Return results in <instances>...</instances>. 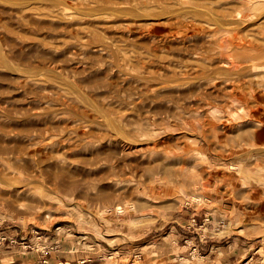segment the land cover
Returning a JSON list of instances; mask_svg holds the SVG:
<instances>
[{"label": "rangeland", "instance_id": "374dc122", "mask_svg": "<svg viewBox=\"0 0 264 264\" xmlns=\"http://www.w3.org/2000/svg\"><path fill=\"white\" fill-rule=\"evenodd\" d=\"M115 1L128 10L143 5L150 12H160L166 6L173 14L181 13L179 20L170 18L162 36L178 47L199 40L202 48L196 57L202 67L210 58L216 59L227 27L261 23L249 32L257 50L237 54L235 48L224 59L229 62L225 65L229 83L252 81L264 86V0H225L233 7L222 19L216 16L215 0L199 5L186 0ZM58 3L0 1V62L8 59L16 66L21 55H28L41 65V72L58 75L59 81L53 99L24 85L22 68L0 75V177L16 185L0 181V264H264V137H259L264 134V116L257 113L251 119L256 111L252 103L226 100V90L209 89L216 98L202 107L153 97L137 104L125 100L144 92L146 81L157 79L153 84L157 83L164 72L127 69V76L133 75L137 82L122 83L118 71L75 64L67 56L57 59L61 52L68 54L77 30L40 26L33 19H21L19 12L37 6L41 12L71 8L69 1L63 3L66 6ZM90 4L94 6V0ZM201 23L210 25L207 31ZM144 42L138 35L118 44L124 43L130 53L146 51ZM41 55L44 59L37 62ZM244 55L261 57L262 64L254 66L257 61L252 58L243 62ZM171 56L187 58L177 50ZM202 67L193 72L201 74ZM94 80L106 84L102 94L87 87L94 86ZM72 86L91 95L88 107L71 100ZM256 93L264 94L258 89ZM80 108L93 120L88 128L80 124ZM119 121L120 131L113 125ZM245 131L250 136L241 140ZM148 137L163 144L155 149L138 146ZM31 150L41 153L32 158L27 155ZM21 162L31 171L20 170ZM50 170L64 173L92 194L102 188L109 192L124 188L125 193L111 201L79 200L61 192L53 199L41 187L50 185L45 180ZM117 203L138 209L119 212L114 209ZM104 206L110 207L104 214L85 211ZM12 213L27 221L11 218ZM47 215L50 225L42 224Z\"/></svg>", "mask_w": 264, "mask_h": 264}, {"label": "bare ground", "instance_id": "6f19581e", "mask_svg": "<svg viewBox=\"0 0 264 264\" xmlns=\"http://www.w3.org/2000/svg\"><path fill=\"white\" fill-rule=\"evenodd\" d=\"M57 1H59V3L60 1H62V4L63 3L66 4L69 1L71 3V8L69 9L62 7L53 10L51 12H48L49 8L47 9V7H45L48 11L46 10L47 12H45V10L42 9L44 11L41 12L37 10L39 9L40 6H37L38 8L28 7V9H24V11L19 12L21 19L26 21L28 20V22L34 20V22L40 26H44V27H46L45 25H49V27H53L55 25H60L61 27L72 26L77 30V34H78L77 40L73 42L72 47L68 51V54L61 52L59 54V58L57 59L63 60L62 58H65V56H67L70 57V61L75 64L79 63V64H83L84 66L94 64L92 66L102 67V71L105 70L107 72L108 70H110L112 71V73L113 72L116 73L118 71L122 77L123 80L122 83H126L131 80H133L134 83L137 82V79H135L136 77H134L133 75L127 76V74H129V71L127 69L148 67V69L158 68L159 72H164L163 78L161 80H158L157 83L153 84L154 82L157 81V79L146 81V83L143 84L144 92L140 94L135 93L136 96L129 95V97H126L125 100L128 99L132 103L135 102L137 104L139 102L147 101L148 99H151V97H153L156 99L167 100L174 104H181V103L192 104L193 102L195 103V106L202 107V104L204 103L206 104L209 100H213V98H216V96L213 95L212 93L213 90H209V89H214L217 91L226 90V92L223 94L224 99L226 100L238 99V100L246 101L248 103H252L256 111H253V113L250 114L251 119L257 113H260L261 116H264V102H262L264 100V94L262 95L260 94L259 96V94L256 93L257 89L259 91H262L263 93L264 86L258 82L253 83L252 81H249L248 83L247 81H242L240 83L239 81L236 80L232 83H229V78L227 76L230 73V71L225 66L228 65L229 62L226 59H224V58H228V54H230V52L233 51L235 48L237 54L246 53L245 50H249V49L257 50L259 46L257 45V43H255L256 40H254V42H251V40L249 39V36L252 37L254 36V34L252 33L249 34V32L252 30L259 29L262 25L261 23L255 24L254 22L255 26L251 25L250 27L249 24L241 22L227 27V29H225L226 30L225 37L227 38H223L222 42H220L219 45L217 46L216 59L213 57L210 58L207 61V64H205L202 67V65L199 62V58L196 57L197 55L196 52L198 50H201L202 48L199 40H193L192 44L187 47L184 46L183 42H181L179 44L180 47H178L173 45L172 40H169L168 37H166L167 35L162 36V34L165 32L164 26L169 25L168 21L170 20L171 17L177 20H179L182 17L181 13L173 14L170 7L164 6L163 8L160 9V12H150V9H146L145 6L143 5L140 7H136L135 9L132 7L129 10L127 7L120 8L119 7L120 3L115 0H94L95 3L94 6H91L90 4V2L93 0H57ZM181 1L183 0H180V2ZM186 1L193 5H199L204 3L205 1H213V0H186ZM215 3H216V16L220 19L224 17L226 11L231 10V7H233V6H228L225 0H215ZM176 4L179 3L176 2ZM176 4H173V6L175 7ZM43 7L44 6H42V8ZM165 15H169V17H166ZM16 16L18 18V15ZM219 25L223 26V23H220ZM201 26L202 28H204L205 31H207V28L210 27V25L207 23H201ZM109 32H115L116 35L111 36L110 34H108ZM13 34H16V32H14ZM138 35H140L142 39L145 40L144 43L147 45L148 48L146 49V51L132 50L130 53H128L124 48L126 47L124 44L125 40L130 39L134 36L137 37ZM112 37H115V39ZM122 42H124L122 45L124 47L118 44ZM208 48H211V46ZM173 50L180 51L181 54L184 57L187 56L188 59L172 57L171 53ZM243 58L245 59L243 62H249L251 58L257 61L254 62L255 63L254 66L256 67L262 64V62L260 61L261 57H255V56L247 57L244 55ZM43 59L44 56L41 55L37 57L36 61L40 62ZM19 61L20 63H16L15 66V62H12L8 59H5V61L1 60L0 75L2 74L11 75L16 73L19 69L22 68L25 71V75H24L25 78L23 79V83H25L24 85L33 86L42 94H45L46 95L45 97H47L48 95L51 97L53 96L52 97L53 99L54 97L55 98L57 97V92H55V89L53 88L56 87L55 84L59 82L58 75L51 74L49 71L47 72H49L50 74L48 73L45 74L41 72L42 70V68H40L41 65L34 64L32 58L28 55L25 56L21 55ZM200 66L202 67L201 74H196L195 72H193V70L197 71L196 67H200ZM5 71H7V73ZM19 79L21 80L20 77ZM19 82L21 83V81ZM91 84H92V80H91ZM105 85L106 84L104 83V81L101 80L98 82L95 81L94 86L90 87L88 84L87 87L90 88L93 92H94L93 88L95 87L99 89L97 93L102 94L106 89ZM99 87H102V90ZM228 87L231 88L234 87V88L232 90L230 89L231 91H229ZM71 89H72V92L70 91V93L72 94L71 100L80 101V103L84 104L85 107L84 106L83 107L86 108L87 106L86 104H88L91 101V95H88L86 92L80 91L79 89L73 86ZM238 90L239 92H237ZM97 96H101V95L98 94ZM105 99H108V97L107 98L105 97ZM259 99H261L262 101H260ZM261 104H263V110L260 109ZM82 109L81 111H78V115L80 118L78 119L81 120L80 124L88 128L90 127V123L93 120L92 118L89 119V114L86 112L87 110L83 111L84 109L83 110ZM113 125L115 126V129H119V131L123 129V123L120 121ZM221 128L222 130L227 129L226 126H223ZM249 133L250 131L249 132L245 131L244 134L241 135V140L247 139L250 136ZM259 137H264V134L260 135ZM162 144L163 141L159 139H155L154 137H148L145 138L143 142H140L138 146H146L144 147V149L146 148L155 149L157 147H160ZM39 153H41V150H31L30 152H27V155L33 158L34 156L39 155ZM83 162L87 163L85 161ZM0 163H3V158L1 157H0ZM20 167L21 168H19L18 166L20 170L22 169L24 171H31L27 163L25 164L22 163V166ZM164 172L166 177L171 176L167 170H165ZM45 180L48 181L50 185L41 184V187L43 188V194L45 196L51 195L53 199L55 197H58V194L61 192L65 195L78 198L79 200L80 199L82 200V198L85 199L90 198L93 200L96 199L102 201H111L116 198L122 197L123 194L125 193L124 188L118 191L109 192L106 188L103 189L102 187H100L102 189L98 188L99 190H97L96 193L92 194L93 192L84 190L77 181L72 180L71 178L69 179L64 173L61 174L55 173L52 170L47 172V175L45 176ZM0 181L3 183H10V185L16 186L12 182H7L5 179H2V177H0ZM109 208H110L109 206H104L102 207V209H98L97 211L91 210L89 208H85V211L91 215L94 213L104 214L108 211ZM114 209L119 212H123L127 209L136 210L138 209V206L134 207L133 205L117 203L114 206ZM11 218L22 219L23 221H27L25 220L26 218H24L23 216H19L15 213H12ZM50 218L51 216L48 215L45 217L43 216L42 224L50 225L51 224Z\"/></svg>", "mask_w": 264, "mask_h": 264}, {"label": "built area", "instance_id": "2783aa9c", "mask_svg": "<svg viewBox=\"0 0 264 264\" xmlns=\"http://www.w3.org/2000/svg\"><path fill=\"white\" fill-rule=\"evenodd\" d=\"M3 241L7 240V236H3L2 238ZM2 243V242H1ZM25 247H28V245H26Z\"/></svg>", "mask_w": 264, "mask_h": 264}]
</instances>
